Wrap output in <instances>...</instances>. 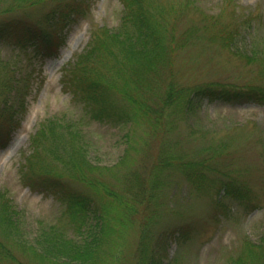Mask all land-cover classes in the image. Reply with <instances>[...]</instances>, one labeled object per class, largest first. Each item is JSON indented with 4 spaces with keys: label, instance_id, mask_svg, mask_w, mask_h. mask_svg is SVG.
Instances as JSON below:
<instances>
[{
    "label": "rangeland",
    "instance_id": "obj_1",
    "mask_svg": "<svg viewBox=\"0 0 264 264\" xmlns=\"http://www.w3.org/2000/svg\"><path fill=\"white\" fill-rule=\"evenodd\" d=\"M22 1L0 0V132L3 135L6 130L5 137L10 136L8 141L0 142V202L11 206V214L15 211L13 219L8 213L14 240L3 234L0 238L7 243L9 253L21 264H49L28 244L34 242L40 247L33 237L40 235L44 226L57 222L62 207L50 195L24 183L38 177L39 172L33 167L36 159L27 165L26 157L32 151L36 131L44 124V128H57L46 132L42 139H35L37 148L67 156L82 147L101 167L117 162L125 142H132L134 150L139 149L138 145H147V152L132 159L130 168L124 165L130 173L143 165L138 160L160 151L167 142L187 159L199 158L195 154L198 147L212 148L205 157L210 155L214 164L235 175L246 187L248 199L237 201L219 196V192L211 193L206 186L199 191L181 172L170 171L169 177L166 173L163 177L168 185L163 191V204L157 208L159 217L152 226L150 249L155 248L161 231L164 240H168L169 232H185L184 238L168 241L162 254L163 264H264V103L194 98L189 110L178 112L179 116L173 119L174 129L158 130L153 135L150 128L154 130V126L145 121L149 120L145 116L136 119L130 136L124 137L128 127L88 119L60 82L62 68L82 51L92 29L104 27L108 31L118 26L124 9L121 1ZM159 1L176 3L177 13L167 15L166 20L175 28V45L189 27L197 28L199 34L178 48L173 58L164 55L160 61L147 62L143 69L129 54L121 57L129 60L135 72L131 82L148 89L156 85L157 94L171 86L172 81L184 89L203 83L264 88V0H194L191 6L185 0L147 3L156 7ZM234 7L236 14L232 13ZM220 13L221 24L216 25L229 24L232 17L241 24L233 48L223 46L210 32L206 37L202 33L200 26ZM14 21L20 23L19 29L11 25ZM24 24L38 27L45 38H52L57 45L53 56L36 55L34 41L22 39ZM59 38L63 40L61 45ZM142 76L145 82L140 81ZM115 166L105 174V182L113 191L126 171ZM62 167L59 164L57 169ZM67 179L68 184L78 188L80 183ZM128 246L133 253L135 238ZM159 250L164 252L162 246ZM104 253L101 250L98 258L110 259ZM0 264L9 263L4 260Z\"/></svg>",
    "mask_w": 264,
    "mask_h": 264
},
{
    "label": "trees",
    "instance_id": "obj_2",
    "mask_svg": "<svg viewBox=\"0 0 264 264\" xmlns=\"http://www.w3.org/2000/svg\"><path fill=\"white\" fill-rule=\"evenodd\" d=\"M27 1L22 2L26 4ZM120 1L124 9L118 26L108 31L104 27L92 29L82 51L62 68V88L71 100L82 106L88 119L99 124L128 127L124 135L128 137L135 120L147 117L149 120H144L154 126V130H150L156 135L158 130L173 128L172 121L179 116L177 113H186L195 101L194 98L226 103H264V88L256 85L203 83L184 89L172 81L171 86L157 94L156 85L148 89L131 82L135 72L129 60H121V57L129 54L143 69L147 62L155 59L160 61L164 55L173 58L174 52L197 37L199 31L197 28H187L175 45L172 41L177 34L175 28L167 22V15L177 13L176 3L159 1V6L152 7L147 0ZM185 1L190 6L194 3V0ZM232 13L236 14L235 7ZM221 17L220 13L213 16L212 21L203 23L200 26L202 33L206 37L207 32H210L221 40L223 46L233 48L241 24L232 17L231 23L218 26L216 24L220 23ZM18 23L14 21L11 25L19 29ZM22 28V39L34 41L36 55L40 58L54 55L57 45L52 43V38H45L38 27L24 24ZM59 39L61 45L63 40ZM140 81L145 82L143 76ZM44 126L42 124L36 131L31 142L32 151L26 157L27 165L36 159L33 167L38 170V177L30 182L24 180V183L50 195L62 207L57 222L44 226L43 232L33 237L40 247H36L34 242L28 244L49 264H163L162 254L166 252L168 241L185 236V232H169L168 240H164V232L161 231L156 236L155 248L150 249L152 226L157 224L159 217L157 208L163 204V191L168 185L164 177L166 173L169 177L170 171L181 172L197 190H205L206 186L211 193L219 192V196H228L237 201L248 199L246 187L235 175L226 173L214 164L210 155L205 157L209 153L205 152L212 149L210 147H198L195 154L199 158L187 159L175 151L171 142H167L160 151L144 158L147 145H138L139 149L134 150L132 142H125L127 144L117 162L101 167L92 162L80 146L67 156L55 155L50 149L37 148V141L34 140L39 137L42 139L46 132L51 133L57 128ZM174 127L177 128V125ZM5 132L3 135L0 132V142H4V139L8 141L10 136L6 134L5 137ZM141 152L143 159L138 161L143 165L133 173L128 172L124 165L130 168L134 162L132 159L137 158ZM59 164H63L61 169H57ZM118 164L120 166L117 167ZM114 166L117 170H126L116 191L111 190V185L105 182L107 170ZM67 178L80 183L76 185L78 188L68 184ZM2 195L0 193V197ZM11 209L7 202H0V234L14 240L11 236L14 229L11 218L15 211L11 214ZM8 213L11 218H8ZM133 238L136 247L131 253L128 243ZM165 242L166 246L163 245ZM161 246L163 253L159 250ZM7 248V243L0 238V262L5 260L9 264H21ZM101 250L110 259L98 258Z\"/></svg>",
    "mask_w": 264,
    "mask_h": 264
}]
</instances>
